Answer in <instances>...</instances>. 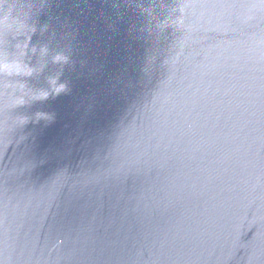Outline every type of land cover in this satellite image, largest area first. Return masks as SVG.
Here are the masks:
<instances>
[{"label":"water","instance_id":"1","mask_svg":"<svg viewBox=\"0 0 264 264\" xmlns=\"http://www.w3.org/2000/svg\"><path fill=\"white\" fill-rule=\"evenodd\" d=\"M0 264H264V0H0Z\"/></svg>","mask_w":264,"mask_h":264}]
</instances>
